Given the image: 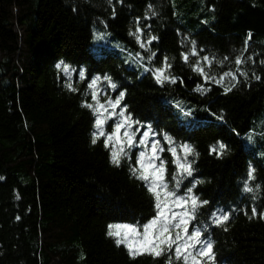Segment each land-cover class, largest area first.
<instances>
[{
	"label": "trees",
	"instance_id": "16d2710c",
	"mask_svg": "<svg viewBox=\"0 0 264 264\" xmlns=\"http://www.w3.org/2000/svg\"><path fill=\"white\" fill-rule=\"evenodd\" d=\"M146 3L159 13L148 21L160 38L159 51L177 56L174 72L184 84L161 87L139 75L134 54L140 49L127 33ZM97 32L111 35L97 41ZM178 32L191 35L217 59L239 55L252 33L245 56L255 55L257 63L244 70L264 77L259 64L264 0H174V6L173 0H124L123 6L116 4L115 19L107 0H0V176L5 178L0 180V264H159L148 256L131 261L106 235L109 224L146 222L151 201L126 167L109 163L110 151L120 144L113 140L111 149L90 144L94 118L80 107L88 99L86 82L75 74L70 81L55 67L60 60L77 72L111 74L127 88L126 103L136 119L194 145L200 153L196 176L205 181L198 189L201 198L213 209L237 208L227 231L211 233L216 264H264V220L239 211L253 204L264 209V191L255 201L240 192L248 165L256 169L255 183L264 186V81L242 78L227 95L215 85H208L213 91L206 96L194 93L200 80L181 67ZM226 64L229 70L231 61ZM219 71L217 65L213 74ZM68 83L78 91L70 92ZM177 101L193 115L177 109ZM110 123L114 132L119 118ZM250 133L254 144L247 140ZM217 141L227 143L230 154H211ZM201 221L206 223L207 215Z\"/></svg>",
	"mask_w": 264,
	"mask_h": 264
},
{
	"label": "snow or ice",
	"instance_id": "6c2138e0",
	"mask_svg": "<svg viewBox=\"0 0 264 264\" xmlns=\"http://www.w3.org/2000/svg\"><path fill=\"white\" fill-rule=\"evenodd\" d=\"M107 3L110 6L111 18L115 19L116 4L123 6L124 0H107ZM209 11L215 12V8L211 7ZM158 15L155 6L146 3L143 16H135L130 21L127 34L140 49L134 54V60L141 69L139 75L144 77L147 74L148 78L161 87L184 84V77L177 76L174 72L177 56L159 51L160 38L154 34L152 24L148 23ZM102 23L107 28V22ZM203 23L207 24L208 21L205 20ZM110 35L106 32H97L95 39L104 40ZM177 36L181 67H186L200 80L192 89L194 93L206 96L213 91L208 85H215L227 95L241 84L242 78L245 81L250 79L264 81L261 75L252 72L250 76L249 71L244 70V66L249 62L257 63L255 55L245 56L253 39L252 33H248L239 55L224 56L220 59L200 47L198 41L191 35L185 36L178 32ZM116 47L122 46L117 44ZM129 56H133V53L129 52ZM227 61H231L232 67L224 70ZM259 64L264 65V59H260ZM217 65L220 71L213 74ZM55 67L70 81L75 74L80 81L86 82L85 96L88 99H84L80 107L94 118L90 144L95 146L99 143L105 149H111L113 140L120 144L118 149L110 151L109 163L116 168L126 167L130 178L144 188L151 201L152 215L146 218V222L109 224L106 227V235L112 238L116 247L123 246L131 261L148 256L159 264H216L215 241L211 238V233L215 228L227 231L237 208L214 206L213 209L211 201L201 198L198 189L205 181L196 176L198 169L195 165L200 153L195 146L177 141L167 131L154 128L150 122L136 119L126 103L127 88L111 74L90 75L87 69L77 72L64 60L56 63ZM89 80L90 83H87ZM100 83L107 86L106 90L98 87ZM66 87L70 92L78 91L72 83H68ZM107 92L115 93V96H109ZM102 94L105 95L103 101L100 98ZM175 106L186 116L193 115L194 110H186L184 101H177ZM212 115L215 116L216 113ZM117 117L119 123H116L115 131L112 132L110 121ZM219 118L224 119L223 116ZM138 128L141 129L140 132L136 131ZM260 135L264 137V132ZM247 140L254 144V133L248 134ZM137 146L140 149L138 154L134 151ZM210 152L218 158H223L230 154L231 149L224 141H217L210 147ZM166 153L170 156H166ZM170 164L175 165L171 171ZM255 173V167L248 165L245 178L240 185V192L254 201L259 198V193L264 191V186L255 183ZM4 179L0 176V180ZM239 211L250 220L253 218L264 220V209H258L255 204L247 209L240 208ZM204 215L208 217L206 223L201 221Z\"/></svg>",
	"mask_w": 264,
	"mask_h": 264
}]
</instances>
